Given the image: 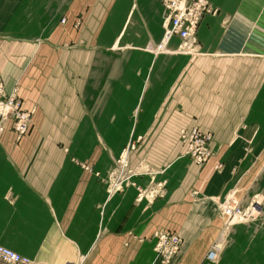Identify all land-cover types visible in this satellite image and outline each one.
I'll use <instances>...</instances> for the list:
<instances>
[{"label": "crops", "instance_id": "crops-1", "mask_svg": "<svg viewBox=\"0 0 264 264\" xmlns=\"http://www.w3.org/2000/svg\"><path fill=\"white\" fill-rule=\"evenodd\" d=\"M208 1L180 51L159 0H0V78L32 111L0 132V245L29 264H264V0ZM182 128L210 134L205 163ZM124 153L161 195L108 192ZM229 196L257 217L227 224ZM157 231L180 240L167 263Z\"/></svg>", "mask_w": 264, "mask_h": 264}, {"label": "built area", "instance_id": "built-area-1", "mask_svg": "<svg viewBox=\"0 0 264 264\" xmlns=\"http://www.w3.org/2000/svg\"><path fill=\"white\" fill-rule=\"evenodd\" d=\"M165 12L163 24L164 37L169 39L176 35L179 39L178 49L180 51H193L196 48L197 27L205 14H216L218 9L208 0H159ZM32 111L21 108V100L18 96V87L8 88L0 78V132L5 130L6 123L12 120V129L17 137L25 134L31 124ZM179 139L184 144V154L190 157L196 164L205 163L211 156L209 148L210 134L200 132L196 128L179 131ZM131 148V146H130ZM136 172L129 170L127 166V153L122 154L116 161V167L109 177L108 192L122 191L129 185L137 189L138 200L142 198H155L162 194L164 182L157 183L154 188H142L131 182V177ZM222 215L226 223L248 222L254 220L260 210V203L253 200L249 205L243 207L233 196L226 198L220 205ZM154 251L163 263L169 262L180 247V240L176 233L157 231ZM219 245L213 244L206 254V260L214 262L217 259ZM29 258L22 256L13 250L0 245V264H29Z\"/></svg>", "mask_w": 264, "mask_h": 264}]
</instances>
